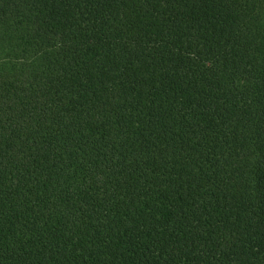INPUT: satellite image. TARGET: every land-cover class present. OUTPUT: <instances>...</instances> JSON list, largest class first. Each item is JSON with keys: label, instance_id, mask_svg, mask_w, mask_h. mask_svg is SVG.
Listing matches in <instances>:
<instances>
[{"label": "trees", "instance_id": "obj_1", "mask_svg": "<svg viewBox=\"0 0 264 264\" xmlns=\"http://www.w3.org/2000/svg\"><path fill=\"white\" fill-rule=\"evenodd\" d=\"M0 264H264V0H0Z\"/></svg>", "mask_w": 264, "mask_h": 264}]
</instances>
